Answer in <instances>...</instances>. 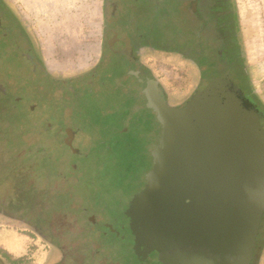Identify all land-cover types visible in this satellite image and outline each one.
Listing matches in <instances>:
<instances>
[{"label": "flooded vegetation", "instance_id": "1", "mask_svg": "<svg viewBox=\"0 0 264 264\" xmlns=\"http://www.w3.org/2000/svg\"><path fill=\"white\" fill-rule=\"evenodd\" d=\"M101 11L95 57L82 70L64 74L51 69L12 1L0 0V115L10 110L22 115L10 126L0 120V139L15 131L25 153L38 154L43 165L57 169L60 187L54 192L66 194L64 216L76 222L66 236L72 242L62 247L43 227L30 230L32 239L42 238L60 250L61 257L51 264H161L155 253L144 261L135 255L123 210L134 170L125 153L142 151L153 131L142 91L146 80L156 79L167 102L179 105L182 100L172 102L162 81L167 56L194 65L201 80L229 69L244 98L264 107L243 63L233 0H102ZM43 137L68 151L65 173L89 177L72 181L63 176V155L50 150ZM120 154L125 159L118 162ZM102 172L111 174L104 180ZM17 211L13 216L21 219L0 218L22 223ZM40 211L45 209L31 208L44 222ZM263 253L264 214L250 264H261ZM24 254L15 257L0 248V256L14 264H30L18 261Z\"/></svg>", "mask_w": 264, "mask_h": 264}, {"label": "water", "instance_id": "2", "mask_svg": "<svg viewBox=\"0 0 264 264\" xmlns=\"http://www.w3.org/2000/svg\"><path fill=\"white\" fill-rule=\"evenodd\" d=\"M142 91L153 131L142 151L130 149L136 158L125 153L136 172L123 206L135 255L250 264L264 214V108L244 98L229 69L179 105L154 78Z\"/></svg>", "mask_w": 264, "mask_h": 264}, {"label": "rangeland", "instance_id": "3", "mask_svg": "<svg viewBox=\"0 0 264 264\" xmlns=\"http://www.w3.org/2000/svg\"><path fill=\"white\" fill-rule=\"evenodd\" d=\"M11 1L22 20L37 36L49 59L51 69L69 74L82 70L92 62L100 37L102 0ZM233 4L243 63L248 71L251 87L264 107V0H233ZM166 69L162 81L172 102L182 100L180 103L182 104L195 91L194 85L196 88L204 82L199 79L194 65L180 62L170 56L166 57ZM4 113L0 115V120L5 121L9 126L22 117L16 110ZM0 140V214L9 218L13 216L15 210H19L16 214L24 218L22 223L0 218V223H5L0 225V229H4L0 234V244L4 245L2 237H7L5 230H9L10 227L19 235L30 236H25L21 241L26 253L18 260L19 262L30 264L56 262L61 257L58 247L51 242L45 243L42 238L32 239L31 236L34 234L30 230L34 226L43 227L57 245L64 247L71 244L72 239L66 236L68 231L75 228L76 222L64 216V208L66 207L67 210L68 207L66 200L68 198L65 196L67 190H62L65 195L54 192L55 188L60 187L55 173L57 169H54L53 164L43 165L40 162L42 156L38 157V154H35L36 157H31L33 155L25 153V148L22 146L24 141L15 131L9 133L6 131ZM41 141L48 143V147L53 152L63 155L64 161L60 164L63 176L70 177L72 181L89 177L86 172L65 173L63 166L67 168L65 164L68 151L45 137ZM57 204L60 209L56 207ZM32 207L45 209L44 213L38 212L44 215V222L40 215L31 212ZM6 212L9 214H4ZM13 218L18 217L13 216ZM19 242L20 240H17L16 243L19 245ZM1 259L2 264H14L9 257H1ZM263 263L264 258L261 264Z\"/></svg>", "mask_w": 264, "mask_h": 264}, {"label": "crops", "instance_id": "4", "mask_svg": "<svg viewBox=\"0 0 264 264\" xmlns=\"http://www.w3.org/2000/svg\"><path fill=\"white\" fill-rule=\"evenodd\" d=\"M9 230H5V234H7V237L6 238H3L2 237V242L4 243V246L3 244H0V248L6 252H9L12 256H19V255H22L24 253H26L24 251V247L21 245V241L24 240V237L27 235L26 234H18L13 228H10L8 227ZM4 229H0V234L3 232ZM17 240L19 242V245L16 243ZM24 245H25V242H24ZM45 262V261H44Z\"/></svg>", "mask_w": 264, "mask_h": 264}, {"label": "trees", "instance_id": "5", "mask_svg": "<svg viewBox=\"0 0 264 264\" xmlns=\"http://www.w3.org/2000/svg\"><path fill=\"white\" fill-rule=\"evenodd\" d=\"M234 5V4H233ZM128 155H131V156H134V158H136V156H135V154H134V151H130L129 153H128ZM131 162V161H130ZM134 164V163H133ZM111 173H109V172H102V175H103V177H104V180H105V177H107L108 175H110ZM132 174H136V172L133 170V172H132ZM131 174V175H132Z\"/></svg>", "mask_w": 264, "mask_h": 264}]
</instances>
